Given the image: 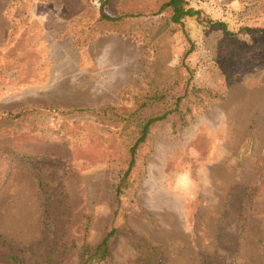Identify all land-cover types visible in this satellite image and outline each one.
Masks as SVG:
<instances>
[{
  "label": "rangeland",
  "instance_id": "374dc122",
  "mask_svg": "<svg viewBox=\"0 0 264 264\" xmlns=\"http://www.w3.org/2000/svg\"><path fill=\"white\" fill-rule=\"evenodd\" d=\"M160 1L113 0L107 12L136 14L114 22L98 0H0V264H80L108 227L119 234L95 264L150 245L160 264H264V0H188L203 21L181 25L155 14ZM184 89L113 201L110 168ZM156 94L128 118L63 113Z\"/></svg>",
  "mask_w": 264,
  "mask_h": 264
},
{
  "label": "trees",
  "instance_id": "16d2710c",
  "mask_svg": "<svg viewBox=\"0 0 264 264\" xmlns=\"http://www.w3.org/2000/svg\"><path fill=\"white\" fill-rule=\"evenodd\" d=\"M115 7L113 4V0H98V19L102 21H118L121 20V17L124 15L126 17L136 16V14H115L114 12H107L108 9ZM165 14L168 20L174 24L181 25L182 20L187 17H193L197 22H202V18L199 15V11L190 7L188 5V0H161L155 14ZM208 24L218 27L223 35L229 37H234L235 35L226 29L225 24L220 21H208ZM252 29L248 28V31ZM258 32V31H253ZM231 39V38H230ZM190 49L185 51L187 54ZM210 93V92H209ZM161 95H149L140 103L136 105V107H116L111 104H104L97 107H76L66 111L63 113L76 111V112H84L90 115H94L96 117H102L107 114H117L122 118H128L132 116L137 110L143 108L147 104H152L158 101ZM187 96L186 89L181 95H178L174 98L175 105L171 109H166L161 112H157L155 114L147 116L143 119L137 126L135 134L132 138V141L128 144L125 154V160L123 166L111 167L110 174V185L109 191L110 196L113 201L119 202L121 195L125 192V189H128L132 185L131 174L133 168L135 167V157L137 147L146 140L149 131L154 123L157 121L163 120L167 118V116L173 112L178 111V105L180 104L182 98ZM48 110H52L50 107ZM21 114L19 112L16 113H8L7 118L9 117H19ZM183 116H181V126L185 124L183 120ZM38 184L42 186H46L44 190L46 201L48 197H50V193L48 192L47 181L41 179L39 177ZM50 207V205H48ZM59 212L62 214L64 212L63 208L59 206L57 208ZM46 213V212H45ZM86 229V228H85ZM116 227H108L104 230L99 240L91 247L87 246L84 248L83 253L86 254V257L80 261V264H95L97 261H102L105 257L109 255L110 249L113 245L114 240L118 236ZM161 250L159 247L155 246H147V249H144V253L139 254L136 258H134L130 264H160L161 262ZM93 259V260H92Z\"/></svg>",
  "mask_w": 264,
  "mask_h": 264
},
{
  "label": "built area",
  "instance_id": "2783aa9c",
  "mask_svg": "<svg viewBox=\"0 0 264 264\" xmlns=\"http://www.w3.org/2000/svg\"><path fill=\"white\" fill-rule=\"evenodd\" d=\"M189 3L191 6H198L199 8L205 10V12L217 9L219 10L221 9V6L224 5L220 0H189Z\"/></svg>",
  "mask_w": 264,
  "mask_h": 264
}]
</instances>
